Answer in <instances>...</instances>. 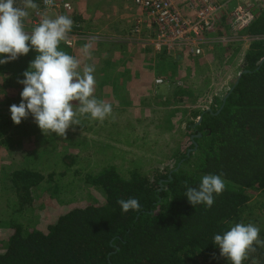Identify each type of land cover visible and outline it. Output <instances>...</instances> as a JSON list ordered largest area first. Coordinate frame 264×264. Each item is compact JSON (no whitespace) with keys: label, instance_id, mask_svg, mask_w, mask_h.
<instances>
[{"label":"trees","instance_id":"obj_1","mask_svg":"<svg viewBox=\"0 0 264 264\" xmlns=\"http://www.w3.org/2000/svg\"><path fill=\"white\" fill-rule=\"evenodd\" d=\"M248 34L264 36V14L256 17ZM58 50L72 55L64 42ZM36 55L31 50L0 64V82L22 90L18 81ZM173 93L181 103L193 95L187 87ZM200 116V123H188L168 159L148 173L134 170L123 176L107 165L82 176L77 186L74 180L73 186L91 193L88 203L79 206L70 205L75 203L68 197L72 187L63 183L76 165L71 155L63 158L65 171L60 174L6 171L1 177L14 211L9 221L0 222L7 230L0 264H231L213 238L242 222L253 197L264 198V40L250 44L239 74L215 96L211 111ZM207 174H222L226 190L214 194L211 208L194 207L185 193L188 187L198 189ZM130 197L139 201V212H122L117 201ZM27 212H49L50 217L40 214L33 222L34 215L24 218L32 223L25 226L16 215ZM259 238L264 240V234ZM256 247L242 264H252L253 257L264 264V248Z\"/></svg>","mask_w":264,"mask_h":264},{"label":"rangeland","instance_id":"obj_2","mask_svg":"<svg viewBox=\"0 0 264 264\" xmlns=\"http://www.w3.org/2000/svg\"><path fill=\"white\" fill-rule=\"evenodd\" d=\"M42 1L34 0L38 8L28 9L25 31H32L44 16L72 18L74 24L68 36L77 33L81 37L75 49L69 48L72 56L81 61V71L85 65L95 66L94 95L111 104L113 113L103 122L93 120L90 115L80 117L81 125L73 126L75 130L69 128L66 138L55 133L45 136L31 115L19 125L14 124L10 106L19 105L23 89L0 82V222L9 221L14 211L9 202L11 195L1 177L8 170L22 168L60 174L65 171L63 158L71 155L76 165L63 183L66 189L72 187L68 197L69 202L75 203L70 205L79 206L88 203L91 194L76 187L84 180L82 176L107 165L115 166L123 176L134 170L148 173L163 163L175 151L188 123L200 122V115L205 111L202 105L213 101L239 74L235 64L243 58L241 48L232 44L211 46L196 59L176 54L161 59L140 47L136 40L130 41L137 15L131 0H56L69 3L71 11L48 7L41 10ZM16 4L22 6V0H16ZM89 37L100 40L91 41ZM104 42L111 43L110 53L103 51ZM85 44L91 45L90 56L83 51ZM141 78L145 83L139 87ZM158 79L164 84L156 85ZM180 81L184 86L177 88ZM186 87L193 95L185 97L182 103L177 102L173 92ZM74 172H79L78 177L73 176ZM74 180L76 186H73ZM70 183L73 184L68 186ZM34 213L16 217L25 226L32 225L40 214L50 217L49 212ZM31 217V222L26 224L24 218ZM241 223H252L264 234V198L253 197ZM5 230L0 228V251L7 243Z\"/></svg>","mask_w":264,"mask_h":264},{"label":"clouds","instance_id":"obj_3","mask_svg":"<svg viewBox=\"0 0 264 264\" xmlns=\"http://www.w3.org/2000/svg\"><path fill=\"white\" fill-rule=\"evenodd\" d=\"M49 2L45 0V3ZM37 8L34 0H22V6H17L16 0H0V56L7 54L6 58L0 59V64L15 61L31 50L37 53L23 73L25 78L18 81L24 85L22 99L19 105L10 106L11 119L19 125L31 115L45 136L55 133L66 138L69 128L75 130L73 126L81 125L80 117L90 115L93 120L103 122L112 115L113 108L94 95L95 66L85 65L81 71L79 59L58 50L61 42H68V33L74 24L72 18L44 16L32 31H25L28 9ZM90 47V44L83 47L89 56ZM75 103L78 107H74ZM225 190L222 174H207L202 177L199 188L188 187L185 196L194 207L204 204L211 208L215 202L214 194L221 195ZM117 203L123 213L139 212L141 208L136 198L119 199ZM259 234V227L252 223H236L223 235L216 234L213 243L231 264H242L257 251L256 246L264 248V240ZM252 264H259L255 257Z\"/></svg>","mask_w":264,"mask_h":264},{"label":"built area","instance_id":"obj_4","mask_svg":"<svg viewBox=\"0 0 264 264\" xmlns=\"http://www.w3.org/2000/svg\"><path fill=\"white\" fill-rule=\"evenodd\" d=\"M141 10L131 30L132 42L156 56L180 55L185 58H200L205 50L215 45H238L240 55L245 56L254 41L264 40V36H251L249 27L256 17L264 14V0H133ZM41 10L62 8L71 11L69 3L50 0L42 1ZM91 41L100 38L89 37ZM81 37L77 33L68 36L65 45L75 49ZM131 43V42H130ZM129 44V43H128ZM103 51L110 53V42L103 43ZM239 58H241L239 56ZM240 63L235 64L239 69ZM163 85V80H156ZM182 81L177 88L183 87ZM211 99V98H210ZM214 100L205 103L207 110Z\"/></svg>","mask_w":264,"mask_h":264},{"label":"crops","instance_id":"obj_5","mask_svg":"<svg viewBox=\"0 0 264 264\" xmlns=\"http://www.w3.org/2000/svg\"><path fill=\"white\" fill-rule=\"evenodd\" d=\"M132 1L133 0H131L130 2H132ZM131 7L134 8V10L137 12V15L135 16V18H137L141 14V10L139 8L135 7V4L133 2H132ZM101 29H103V26H101Z\"/></svg>","mask_w":264,"mask_h":264},{"label":"water","instance_id":"obj_6","mask_svg":"<svg viewBox=\"0 0 264 264\" xmlns=\"http://www.w3.org/2000/svg\"><path fill=\"white\" fill-rule=\"evenodd\" d=\"M263 64V63H262ZM211 111V108H207V110H205L203 113H207V112H210ZM200 122L202 121V116H201V118H200V120H199ZM199 122V123H200Z\"/></svg>","mask_w":264,"mask_h":264}]
</instances>
